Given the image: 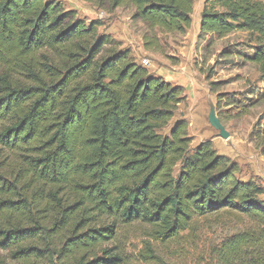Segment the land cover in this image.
Instances as JSON below:
<instances>
[{
	"label": "trees",
	"instance_id": "16d2710c",
	"mask_svg": "<svg viewBox=\"0 0 264 264\" xmlns=\"http://www.w3.org/2000/svg\"><path fill=\"white\" fill-rule=\"evenodd\" d=\"M111 2L164 35L192 25L195 0ZM97 26L54 1L0 0V252L18 264H165L158 249L176 244L184 264H264V189L212 142L190 155L187 121L160 133L184 89L129 51L101 59ZM200 31L264 34V5L208 0ZM251 61L264 73V45ZM224 213L254 226L205 245L195 219ZM135 223L148 239L130 249L119 231Z\"/></svg>",
	"mask_w": 264,
	"mask_h": 264
},
{
	"label": "rangeland",
	"instance_id": "374dc122",
	"mask_svg": "<svg viewBox=\"0 0 264 264\" xmlns=\"http://www.w3.org/2000/svg\"><path fill=\"white\" fill-rule=\"evenodd\" d=\"M48 1L61 3L87 26L98 25V35L108 38L101 59L129 51L150 74L184 89L185 98L175 117L160 133L169 135L177 121H187L192 138L190 155L200 144L212 142L219 155L237 165L241 182L264 189V73L251 61L255 48L264 45V34L235 32L224 38H201V17L208 0H195L191 28L183 35H164L145 20L136 19L132 8L114 9L111 0ZM261 2L264 5V0ZM211 106L230 134L228 139L210 124ZM180 168L181 164L176 174ZM259 201L264 205V195ZM252 226L248 218L224 213L196 218L193 230L201 234L205 245L218 246ZM148 233L144 225L135 223L121 228L119 238L133 249L148 239ZM158 252L165 264H184L176 244L161 245ZM10 257L9 251L0 252V260L18 264Z\"/></svg>",
	"mask_w": 264,
	"mask_h": 264
},
{
	"label": "water",
	"instance_id": "95a60500",
	"mask_svg": "<svg viewBox=\"0 0 264 264\" xmlns=\"http://www.w3.org/2000/svg\"><path fill=\"white\" fill-rule=\"evenodd\" d=\"M209 121L215 129L220 131V135L222 138L228 139L230 137V134L226 131L225 127L222 125L221 121L217 117L216 109L214 106H211Z\"/></svg>",
	"mask_w": 264,
	"mask_h": 264
}]
</instances>
